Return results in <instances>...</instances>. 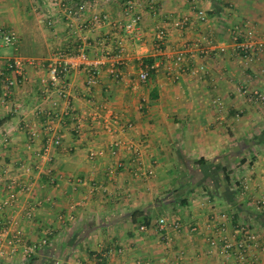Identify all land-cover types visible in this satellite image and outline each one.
Masks as SVG:
<instances>
[{
	"label": "crops",
	"instance_id": "0c3cea01",
	"mask_svg": "<svg viewBox=\"0 0 264 264\" xmlns=\"http://www.w3.org/2000/svg\"><path fill=\"white\" fill-rule=\"evenodd\" d=\"M64 1L81 17L78 22L101 11L120 23L127 0H98L96 9L77 5L79 0ZM136 3L142 21L139 38L132 41L119 26L77 32L75 21L52 0H0V28L17 33L23 58L46 59L57 47L75 51L84 44L85 53L96 59L116 50L115 36L126 49L119 80L102 65L99 84L89 89L84 71H71L70 110L86 118L79 134L62 116L64 103L49 92L41 67H28L7 105H0V223L15 219L14 230L23 239L13 255L3 250L0 264H135L138 259L236 264L222 261L208 244L215 233L209 225L213 216H232L228 234L239 220L264 231V98L249 96L258 92L264 97V62L259 52L253 51L256 58L250 60L233 46L236 26L264 41V0H157L155 13L145 0ZM199 9L206 12L205 22L197 18ZM183 18L186 24H180ZM160 26L167 37L157 51L154 31ZM178 52H184V59L174 65ZM11 54V48L0 49L3 61ZM150 57L154 74L142 83L138 71ZM101 103L107 110L88 120ZM49 112L59 117L52 124L61 144L51 147L49 161L41 162ZM109 117L120 121L114 134L103 128ZM128 122L132 128H125ZM26 124L35 125L36 138ZM113 139L123 146H111ZM131 143L151 176L132 174L134 152L125 148ZM35 163L41 166L39 173L33 170ZM13 178L31 189L19 191L17 185L16 205H3L5 186ZM34 203L33 216L27 218L24 212ZM145 205L153 219L142 229L144 224L132 222L130 213ZM67 215L72 219L66 220ZM162 216L180 225L168 227V243L156 228ZM45 229L51 234L40 245ZM24 244H37V249L25 254ZM255 252L264 264V253Z\"/></svg>",
	"mask_w": 264,
	"mask_h": 264
},
{
	"label": "built area",
	"instance_id": "2783aa9c",
	"mask_svg": "<svg viewBox=\"0 0 264 264\" xmlns=\"http://www.w3.org/2000/svg\"><path fill=\"white\" fill-rule=\"evenodd\" d=\"M150 9L155 13V6L157 0H145ZM52 2L57 5L59 8L64 10V14L67 18L71 19L74 23V28L77 32H82L86 29L92 30L98 26L110 25L111 27H118L126 33L130 40L136 41L139 38V25L142 21V14L136 10L137 3L136 0H127L122 8L121 16L122 22L114 20L108 12L94 11L85 21L78 22L81 20V17L76 15L77 12H72V9L69 8L68 3L64 0H52ZM98 0H79V6L85 8H94L96 9L98 5ZM197 18L201 22L207 20L206 12L202 9L197 11ZM187 19L183 18L180 21V24H186ZM51 22V21H48ZM167 37V31L164 27H157L154 31V48L157 51L162 49L164 41ZM240 37H243L242 40H239ZM118 46L116 50L111 53H104L99 58L91 59L87 53H85V45H78L75 51H69L64 48L57 47L53 50L50 56L46 59H35V58H23L19 54V36L12 29L0 28V49L1 48H11L12 54L6 58L4 61L0 59V105H7L11 98L12 89L21 84L24 80L25 73L28 67H41L46 72V84L48 85V90L51 93H54L58 96L64 103V109L62 110V116H66L73 125V131L76 134L80 133L82 123L86 118L80 116L76 112L70 110L72 103V92L69 84V76L71 71L83 70L86 74L85 85L89 89L97 86L101 78V66H107V72L114 80H119L122 78L123 73L121 70V65L124 63L125 57V46L122 42L115 36ZM211 44V41L208 40ZM233 46L235 51L238 54L243 55L244 57L253 60L256 58L254 55L257 51L260 53L259 58L264 62V41L256 40L251 38L248 35H245L243 30L239 27H235L233 30ZM184 59V52H178L174 57V65H179ZM154 63L147 66V64H142V68L138 71V80L140 82H145L149 78V69H154ZM202 69V66L198 67ZM197 70V69H195ZM240 93L245 90L241 89ZM250 97L257 96L259 99H263V95L258 92H251ZM217 104H221L219 98L216 99ZM16 111L17 108L15 107ZM107 110V105L105 103L95 105L91 110V115L89 116L90 121H95L101 117L102 112ZM59 116V115H58ZM57 114L48 113L47 123L44 124V127L47 128L46 140L43 144L41 153L39 154V161L47 162L50 159V150L52 146H58L61 144V139L59 135H55V126L52 124V120L58 119ZM120 125L118 117H109L104 121L103 128L109 134H114V127ZM25 129L27 133L32 137L36 138L39 135V132L34 124H26ZM133 124L128 122L125 124V128H132ZM2 142L7 143V138L3 137ZM111 146L120 147L123 146L121 141L118 139H113L111 141ZM128 150L134 152V157L132 162L134 166L132 167V174L135 177H149L152 175V170H146L142 166V161L138 155V147L135 144L131 143L125 146ZM91 160L94 158V153L89 152L87 155ZM28 166H23L24 171H28ZM33 170L36 173L41 171V166L38 163H35ZM112 173V171H110ZM81 181L77 179V182ZM20 186L19 191L29 192L31 187L29 184L21 185L17 179H11L5 186V198L3 199V205H16L18 199V192L15 189L16 186ZM243 188H247V185L244 184ZM261 204H264V199L260 201ZM1 204V205H2ZM37 203L30 204L27 206L24 214L27 218H32L33 212L37 207ZM67 219H72L71 215H67ZM232 222V216L228 215L226 212L216 213L209 225L215 231V233L208 239L209 246L214 249L219 257L224 262H229L230 260L235 261L236 264H259L260 258L256 257V250H261L264 253V231H258L255 228L251 227L248 224L243 222H236L233 225V230L231 233H226L227 224ZM15 219H7L3 223H0V255L3 253V250L13 255L18 245L23 244V239L21 236L15 232L14 227L16 225ZM173 225L176 228H179L180 225L176 221L170 223L169 220L162 216L156 221V228L159 233L164 237L165 242H169V237L166 235L168 227ZM142 229H145V225L141 226ZM191 231H195V226H190ZM11 232V236L9 233ZM51 234V230L45 229L43 231L42 237L39 239L40 245H45L47 243L48 236ZM7 246L8 250H5L3 247ZM23 253L31 254L34 253L37 249V244H24ZM117 252H122L121 248L117 249ZM135 264H152L150 260H137Z\"/></svg>",
	"mask_w": 264,
	"mask_h": 264
},
{
	"label": "trees",
	"instance_id": "16d2710c",
	"mask_svg": "<svg viewBox=\"0 0 264 264\" xmlns=\"http://www.w3.org/2000/svg\"><path fill=\"white\" fill-rule=\"evenodd\" d=\"M142 64H147V66L153 64V59L150 57V58H145V60L142 62ZM149 74L150 76H152L154 74V69H149ZM200 164H204V162L202 160H200L199 162ZM225 177V180L228 181V177L227 175H224ZM222 189L225 191L227 190V187H222ZM184 201L182 200L181 201V205L183 204L184 205ZM150 205H145L144 207H139V208H136L134 210L131 211L130 213V218L132 220V222H139L140 224H144V225H148L149 222L153 219V215L149 214L150 213ZM233 219L234 216H233ZM237 220V219H235ZM99 259H97L98 261Z\"/></svg>",
	"mask_w": 264,
	"mask_h": 264
},
{
	"label": "rangeland",
	"instance_id": "374dc122",
	"mask_svg": "<svg viewBox=\"0 0 264 264\" xmlns=\"http://www.w3.org/2000/svg\"><path fill=\"white\" fill-rule=\"evenodd\" d=\"M19 46H20V44H19ZM19 53H20V55L22 56L21 51H20V47H19ZM240 221H242V220H239V222H240ZM245 223H246V222H245Z\"/></svg>",
	"mask_w": 264,
	"mask_h": 264
}]
</instances>
